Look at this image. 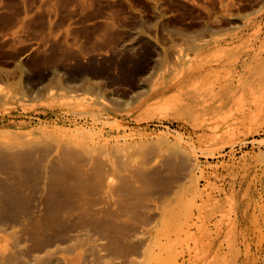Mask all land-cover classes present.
Returning a JSON list of instances; mask_svg holds the SVG:
<instances>
[{"label": "rangeland", "instance_id": "obj_1", "mask_svg": "<svg viewBox=\"0 0 264 264\" xmlns=\"http://www.w3.org/2000/svg\"><path fill=\"white\" fill-rule=\"evenodd\" d=\"M0 264H264V0H0Z\"/></svg>", "mask_w": 264, "mask_h": 264}]
</instances>
